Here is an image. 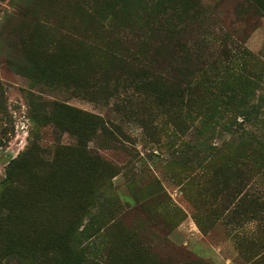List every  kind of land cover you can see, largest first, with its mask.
<instances>
[{
	"label": "rangeland",
	"instance_id": "obj_1",
	"mask_svg": "<svg viewBox=\"0 0 264 264\" xmlns=\"http://www.w3.org/2000/svg\"><path fill=\"white\" fill-rule=\"evenodd\" d=\"M0 264H264V0H0Z\"/></svg>",
	"mask_w": 264,
	"mask_h": 264
},
{
	"label": "trees",
	"instance_id": "obj_2",
	"mask_svg": "<svg viewBox=\"0 0 264 264\" xmlns=\"http://www.w3.org/2000/svg\"><path fill=\"white\" fill-rule=\"evenodd\" d=\"M114 61L117 62L118 64L121 63L123 64L124 60H121V59H118V58H114ZM137 62V65H139L140 69L143 68V65H141L140 63ZM138 94H131V95H123V97L121 98V102L125 104H128V107L130 108V103H134V106L132 105V109H130L131 113H132V117H134V120L136 121H145L144 120V114L142 112H139L138 109H139V105H138V102L136 101L137 98H134V97H137Z\"/></svg>",
	"mask_w": 264,
	"mask_h": 264
}]
</instances>
